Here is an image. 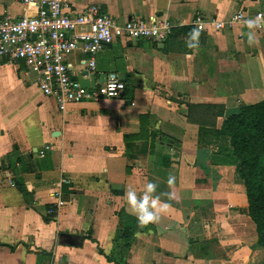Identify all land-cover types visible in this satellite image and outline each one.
Returning a JSON list of instances; mask_svg holds the SVG:
<instances>
[{"label":"crops","instance_id":"0c3cea01","mask_svg":"<svg viewBox=\"0 0 264 264\" xmlns=\"http://www.w3.org/2000/svg\"><path fill=\"white\" fill-rule=\"evenodd\" d=\"M66 1L73 10L96 4L120 22L161 16L175 27L161 43L105 44L92 70L80 72L88 55L72 50L68 61L83 85L115 74L124 89L118 99L64 110L21 63L0 62V264H264L244 183L220 161L222 117L214 126L186 117L189 103L232 107L264 98V23L244 24L264 13V0ZM238 10L245 19L207 25L198 47L186 46L195 15L230 23ZM34 11L0 0V18ZM148 180L173 198L162 195L168 207L159 219L137 222L126 236L118 213L136 217L125 192L132 187L139 197Z\"/></svg>","mask_w":264,"mask_h":264},{"label":"built area","instance_id":"2783aa9c","mask_svg":"<svg viewBox=\"0 0 264 264\" xmlns=\"http://www.w3.org/2000/svg\"><path fill=\"white\" fill-rule=\"evenodd\" d=\"M16 1L34 7L35 11L16 18H0V62L21 63L33 74L42 94L51 97L60 110L72 103L118 99L124 89L123 81L115 74H109L103 84L83 85L68 61V54L72 50L88 55L87 59L79 60V71L86 70V67L92 70L95 66L94 56L105 44L122 37L161 43L175 27L161 16L148 19L132 17L120 22L100 10L96 4L73 10L66 0ZM243 13L242 10L234 13L230 23L197 14L191 24L193 27L199 26L201 31L207 25L219 30L245 19ZM258 13L264 14L257 12L256 15ZM263 23L264 17L259 26ZM113 85L116 87L113 88ZM49 148V145H45L39 151V156H43ZM10 185H13L11 180ZM54 194L57 195L56 205H63L60 190L57 189Z\"/></svg>","mask_w":264,"mask_h":264},{"label":"trees","instance_id":"16d2710c","mask_svg":"<svg viewBox=\"0 0 264 264\" xmlns=\"http://www.w3.org/2000/svg\"><path fill=\"white\" fill-rule=\"evenodd\" d=\"M187 121L214 126L222 117L218 138L220 161L234 165V175L244 183L248 215L255 224L258 243L264 247V98L250 104H187ZM124 235L132 234L137 220L118 213Z\"/></svg>","mask_w":264,"mask_h":264},{"label":"clouds","instance_id":"9594fccd","mask_svg":"<svg viewBox=\"0 0 264 264\" xmlns=\"http://www.w3.org/2000/svg\"><path fill=\"white\" fill-rule=\"evenodd\" d=\"M264 14L258 13L255 18L246 19L244 24L249 28L259 26L262 22ZM200 27H193L188 33V40L185 42L188 48H196L199 45ZM247 40L249 43L254 42V36L251 31L247 33ZM121 87L123 85H120ZM116 85H113L115 88ZM115 94V93H113ZM175 177L169 174L166 180V184L171 186L174 183ZM166 196L168 199L173 198V193L162 192L157 193V183L152 180H148L144 186L142 194L138 197L137 192L134 188L128 187L125 196L128 205L131 208V214L136 217L137 222L140 225H147L154 223L159 219L160 213L167 209V201L161 202V196Z\"/></svg>","mask_w":264,"mask_h":264}]
</instances>
